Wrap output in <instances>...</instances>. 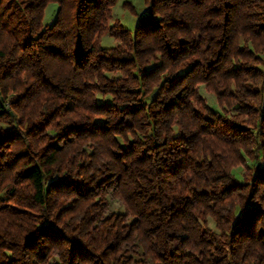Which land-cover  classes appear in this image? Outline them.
I'll use <instances>...</instances> for the list:
<instances>
[{
	"label": "trees",
	"instance_id": "1",
	"mask_svg": "<svg viewBox=\"0 0 264 264\" xmlns=\"http://www.w3.org/2000/svg\"><path fill=\"white\" fill-rule=\"evenodd\" d=\"M118 1L0 0V264H264V0Z\"/></svg>",
	"mask_w": 264,
	"mask_h": 264
},
{
	"label": "rangeland",
	"instance_id": "2",
	"mask_svg": "<svg viewBox=\"0 0 264 264\" xmlns=\"http://www.w3.org/2000/svg\"><path fill=\"white\" fill-rule=\"evenodd\" d=\"M125 3H131L136 10L137 15L133 14L129 8L125 7ZM59 6L57 4H50L45 12L44 23L51 25L58 12ZM148 12V7L145 3V0H119L116 7L114 8L115 18L112 23L116 21H120L127 29L134 30L137 26L139 16H144ZM103 45L105 47H113L118 44V41L113 37L106 35L103 40ZM201 94L207 98L209 104L216 110H220L217 98L215 95L207 92L204 87L200 88ZM101 100V96H99ZM235 174L238 179L242 180V176L244 174V167H239L235 169ZM112 208L116 211H122V207L117 202H112ZM214 226L213 223H211Z\"/></svg>",
	"mask_w": 264,
	"mask_h": 264
}]
</instances>
